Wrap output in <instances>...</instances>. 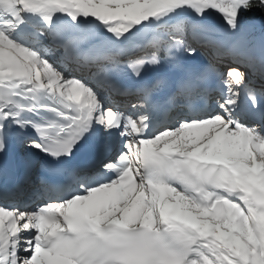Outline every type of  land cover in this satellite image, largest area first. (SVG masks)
Returning <instances> with one entry per match:
<instances>
[{"label":"snow or ice","instance_id":"6c2138e0","mask_svg":"<svg viewBox=\"0 0 264 264\" xmlns=\"http://www.w3.org/2000/svg\"><path fill=\"white\" fill-rule=\"evenodd\" d=\"M13 146L0 264H264V0H0Z\"/></svg>","mask_w":264,"mask_h":264},{"label":"bare ground","instance_id":"6f19581e","mask_svg":"<svg viewBox=\"0 0 264 264\" xmlns=\"http://www.w3.org/2000/svg\"><path fill=\"white\" fill-rule=\"evenodd\" d=\"M208 56H210V55H208ZM256 79H257L258 81L255 80L254 82L257 83V84H259V83H260L259 79H258V78H256ZM13 201H14V200H13ZM14 202H15V201H14Z\"/></svg>","mask_w":264,"mask_h":264}]
</instances>
